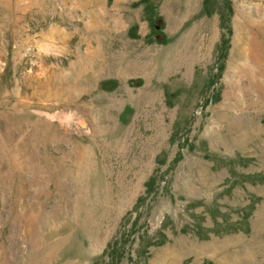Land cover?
<instances>
[{"label": "rangeland", "instance_id": "obj_1", "mask_svg": "<svg viewBox=\"0 0 264 264\" xmlns=\"http://www.w3.org/2000/svg\"><path fill=\"white\" fill-rule=\"evenodd\" d=\"M0 264H264V0H0Z\"/></svg>", "mask_w": 264, "mask_h": 264}]
</instances>
